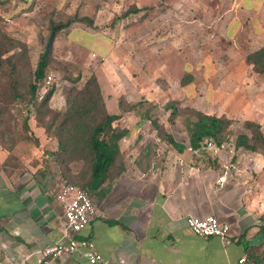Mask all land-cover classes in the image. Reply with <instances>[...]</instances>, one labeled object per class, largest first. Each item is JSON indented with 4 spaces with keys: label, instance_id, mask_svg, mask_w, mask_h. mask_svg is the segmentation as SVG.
Instances as JSON below:
<instances>
[{
    "label": "rangeland",
    "instance_id": "1",
    "mask_svg": "<svg viewBox=\"0 0 264 264\" xmlns=\"http://www.w3.org/2000/svg\"><path fill=\"white\" fill-rule=\"evenodd\" d=\"M232 1L0 0V43L3 47L17 43L5 55L14 53L19 58L20 78L33 70L48 24L75 19L55 35L46 70L51 83L36 90L39 101L53 87L48 111L25 107L22 99L13 101L9 89L0 84V147L9 151L7 163L20 169L40 158L42 148L35 150L32 132L23 129L27 111L30 129L43 145L55 148L63 102L91 74L106 112L115 99L117 104L124 97L136 101L133 110L153 113L163 132L170 130L175 140L186 135L183 120L192 118L189 108L229 118L228 144L243 131L246 117L260 125L264 136V72L254 73L244 63V53L251 46L247 39L239 45L226 40L223 30L219 32L234 14L229 9ZM134 7L137 12L122 15ZM186 74L192 78L180 84ZM19 83L22 91L24 80ZM167 102L176 107L171 120L163 108ZM52 168L57 188L80 182L85 173L84 163L77 159L60 165V173L56 164Z\"/></svg>",
    "mask_w": 264,
    "mask_h": 264
},
{
    "label": "crops",
    "instance_id": "2",
    "mask_svg": "<svg viewBox=\"0 0 264 264\" xmlns=\"http://www.w3.org/2000/svg\"><path fill=\"white\" fill-rule=\"evenodd\" d=\"M232 4L234 14L219 32L239 45L247 39L251 46L244 55L264 50V0ZM133 109L117 122L127 131L112 167L121 170L103 182L100 194H91L94 213L76 236L92 241L102 258L95 264H234L241 256L264 264V157L233 144L213 151L183 143L177 151L157 137L153 113ZM106 110L117 114V100ZM31 130L38 143L34 149L47 151V171L38 173L40 158L20 169L12 166L9 151L0 147V264H38L41 250L60 239L52 168L56 146L43 145ZM207 215L227 225L228 242L197 236L185 225L187 216ZM54 264L90 263L78 250Z\"/></svg>",
    "mask_w": 264,
    "mask_h": 264
},
{
    "label": "trees",
    "instance_id": "3",
    "mask_svg": "<svg viewBox=\"0 0 264 264\" xmlns=\"http://www.w3.org/2000/svg\"><path fill=\"white\" fill-rule=\"evenodd\" d=\"M137 10L134 7L124 11L122 15L125 16L137 12ZM74 20L68 18L63 22H50L48 24L46 40L42 51L37 56L34 68L33 70H27V73L21 78L19 72L23 66L18 61L19 58L14 53L5 55L13 50L17 43L14 42L5 47L0 43V84L9 89L8 94H10L13 101L22 99L25 107L32 106L36 110L40 108L43 111L49 110L47 102L54 92L53 87L47 89L39 101H36L35 98L36 90L46 76L50 61L49 52L55 35ZM244 61L251 66L254 73L262 74L264 72V50L262 48L247 53ZM191 78L190 74L182 76L180 84H184ZM22 79L24 84L23 90L20 91L19 81ZM1 85L0 88H2ZM73 90V95L65 98V108L60 115L57 127H55V162L60 173L59 166L66 164L68 160H81L85 165V173L81 176L80 182L73 185L86 189L90 194H100L103 182L110 179L112 174L121 170V165H118L114 171L112 167L119 155L117 143L127 134V131L124 128H118L117 122L121 113L131 110L135 104L126 103L123 99L118 104L119 111L117 114L106 112L102 106L99 86L93 74L84 81L79 89ZM163 108L168 111L167 115L171 120V117L176 114V107L167 102ZM187 110L190 111L192 118L183 120L185 137H182L181 140H175L173 133L163 132V126L158 124L157 120L152 119L150 121L157 137L174 146L177 151L184 148L183 143L185 141H182L183 139L186 140L192 150L199 147L204 148L205 140L211 141L215 149L228 144L227 132L231 124L230 119L223 115L205 114L192 108ZM28 120L27 111L23 117L22 125L23 129L32 132ZM242 127L244 129L235 136L232 142L233 146L258 152L264 157V136L260 130V125L253 120L245 119L242 122ZM41 129L45 131L43 127ZM32 135L33 142L37 145V138L33 132ZM1 148L8 150L4 147ZM40 152L41 161L37 167L39 174L48 170L47 151L42 149ZM69 153L71 156L68 155Z\"/></svg>",
    "mask_w": 264,
    "mask_h": 264
},
{
    "label": "built area",
    "instance_id": "4",
    "mask_svg": "<svg viewBox=\"0 0 264 264\" xmlns=\"http://www.w3.org/2000/svg\"><path fill=\"white\" fill-rule=\"evenodd\" d=\"M51 83V76L46 75L42 85ZM205 147L215 151L213 144L205 140ZM54 197L61 207L60 239L45 246L40 254L38 264H54L55 260L64 253H71L80 250L82 256L90 264L102 260L96 253L93 243L89 238L76 237L92 217L95 204L91 194L83 188L70 183H62L57 188ZM185 225L195 235L202 237H218L224 242L227 239V225L220 223L211 215L205 217L187 216ZM234 264H254L245 256L238 257Z\"/></svg>",
    "mask_w": 264,
    "mask_h": 264
}]
</instances>
